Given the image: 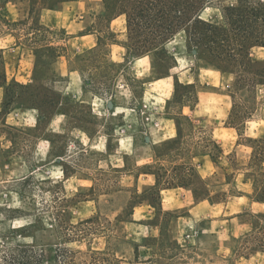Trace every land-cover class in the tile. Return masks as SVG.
Segmentation results:
<instances>
[{
	"label": "rangeland",
	"instance_id": "obj_1",
	"mask_svg": "<svg viewBox=\"0 0 264 264\" xmlns=\"http://www.w3.org/2000/svg\"><path fill=\"white\" fill-rule=\"evenodd\" d=\"M16 1L22 18L14 25L0 22V38H8V43L16 37L25 51L32 47L38 49L35 81L28 87L15 84L11 89L20 95L16 103L40 106L43 119L29 126L5 124L0 117V254L26 244H48L52 257L57 246L72 249L75 264H91L98 250L105 251L104 256L113 264H150L148 261L152 258L162 264H239L240 257L249 252L244 247L251 245L245 242V235L252 232L240 235L239 242L229 237L226 219L234 214V209L226 203L228 193L234 189L232 185L220 187L219 182L226 181L221 167L217 177L211 179L213 196L221 202L212 207L206 202V207H200L203 216L198 221L188 219L195 205L192 200L176 207L165 206L163 211L144 205L135 209L134 217L125 214L135 192L141 193L143 186L153 183V176L146 175L143 167L155 163L157 157L150 155L152 147L140 135L135 137V142L126 141L119 146L117 128L124 123V113L120 112L126 107L138 106L146 97L158 104L166 99L165 116L183 118L184 105L194 107L198 101V84L186 85L198 73L197 61L183 59L178 65L167 50L168 55L153 52L152 57L137 63L133 62L134 56L128 61L120 59V49L112 43L127 39L124 18L112 23L114 37L108 36L106 22L97 17L100 5L91 4L90 12L95 13L88 17L87 23L99 24L103 40L93 50L75 56L70 63L73 69L81 71L78 84L80 94L83 93L79 97L86 102L79 103L72 100L64 87L69 76L58 77L67 59L62 56H72L67 45L70 34L61 27L38 25L35 22L37 5L29 0ZM219 1L222 0H214L206 8L204 18L220 17ZM182 40L179 35L176 47ZM113 48L115 54H112ZM1 62L0 56V74L3 73ZM227 92L232 95L234 114L255 117V93H251L250 87L244 82L236 83L235 78ZM95 95L103 97L106 103L123 107L115 109L109 105L101 107L99 114L93 113L89 101ZM61 100L67 117H58L55 121L54 114ZM114 111L117 113L113 114ZM186 112L197 119L194 126L182 119V150L172 151L160 159L171 175L179 173L173 170L175 164L188 162L191 154H200L212 137V127L203 126L199 116L189 108ZM48 128L52 131H46ZM80 129L87 131L89 137ZM106 140L107 149H102V141ZM169 141L161 143L158 150L163 151V145ZM229 158L234 159L228 155L221 159L220 166L227 168ZM153 170L157 172V168ZM211 171L213 166L209 162L202 173L208 175ZM88 218L94 220L80 224ZM82 231H85L84 237L66 239L68 234ZM192 232L194 236L188 238ZM226 244L234 250H229Z\"/></svg>",
	"mask_w": 264,
	"mask_h": 264
},
{
	"label": "crops",
	"instance_id": "obj_2",
	"mask_svg": "<svg viewBox=\"0 0 264 264\" xmlns=\"http://www.w3.org/2000/svg\"><path fill=\"white\" fill-rule=\"evenodd\" d=\"M29 1L37 5L35 13L38 16V19L35 18V22L38 25H45L50 28L61 27L70 34V39H68L69 41L67 45L69 53L72 56H62L67 59L65 60V68H62L58 77L69 76L68 80L64 83L65 89L69 91V96L73 101L79 103L86 102L85 98L80 99L79 97L83 93L82 91L80 94L81 85L79 86L78 84V76L80 81L82 77L79 75L81 74V71L78 68L73 69L70 63H72L71 61L75 58V56L78 57L87 51L93 50L102 42L103 37L102 31L99 29V24L91 22L90 26V24L87 23V20L88 17L95 13L93 11L90 12L91 4L100 5L97 12V17L99 18V14L103 9V0ZM213 1L211 3H213ZM231 2H235V0H227V2L224 1V3ZM211 3H208L205 6L200 14V17L216 23H221L223 17L221 9L219 8L220 2L217 5V9L220 11V17L217 16L210 19L203 17V12L208 6H210ZM22 15V10L16 0H0V22L3 21L8 25H14L20 21ZM119 18H124L126 27V17L125 15H120L114 18L108 26H106L109 32H112V23ZM88 26L90 27L89 31L86 30V28L88 29ZM70 29L73 30L69 31ZM179 35L183 37V40L182 44L179 47H176L175 41ZM7 40L9 41L8 38H0L1 63L3 72L6 76L5 82L0 85V117H2V121L5 124L15 123L34 126L41 123L43 119V113L41 112L40 106H30L25 103H16V100L19 99L20 95L16 94V92H14L11 88L15 86V84L28 87L27 85L32 84L35 81L34 71L37 56L36 49L38 48L32 47L30 50L27 49V51H25L26 49H22L16 37H12V42L7 43ZM123 42L115 41L112 43V46L120 49L118 50V57L120 59L122 58V60L128 61L130 60V57L126 54V48L124 47ZM164 47L171 55H173V57H175L178 65H180L183 59L189 60L190 62L197 61L199 64L200 67L198 73L193 75L191 80L187 82L188 84H186H198L197 104L194 107L184 105L182 112L183 118L165 116L167 106L166 99H164L162 104H158L155 99L150 100L145 97L139 102L138 106L134 105L124 108V110L120 112L124 113V123L117 128V132L120 135L118 138L119 146H123L126 141L135 142V137L140 135L146 145L152 147L150 155L153 156V154H155V157H158L157 155L160 151L158 150V146L161 143L168 140L171 141L177 138L180 134H184V122H182V119L187 120L188 123L190 122L191 126H194L197 118H193L191 114L186 112V108H189L192 113H195L197 117L199 116L198 119L203 126L212 127V138L220 144L223 149V153L217 158V160H214V158L209 154H199L195 156L193 158V164L196 167V173L194 174L190 184L188 186L162 189L160 206L157 207V209L159 211H163V207L165 206L176 207L179 204H185L188 200H192L195 205L192 209H190V213H192V211L193 213L190 217H188V219L193 221L200 220L203 216L200 211V207H206V202L210 203L211 207L221 202L213 196L215 192L212 190L211 185V179L213 177V179L217 177V170L221 167L225 172L226 181L219 182V184H221L220 186L232 185L234 189L228 193L226 203L227 207H232L234 209V214L226 219L230 228L229 237L231 240L235 242L242 234L247 232H252L251 234H254L253 232L256 230H259V232L264 230V202L256 201L253 197L254 185L252 168L250 167L253 148L247 141V138H264V86L258 85L254 95V107L256 106V113H254L255 117H250L244 124H242V128L225 125L226 120H228L234 107L232 95L227 92V89L231 88L236 78L235 74L230 71H221L214 67L204 65L198 58L197 54L194 55L191 53V48L188 44L184 30L176 33L174 37L164 45ZM114 48L112 50V54H115ZM182 49L184 51L183 53L180 51ZM152 53L153 52L140 57H134L133 62L137 63L138 61H143L145 57L150 55V57H152ZM251 57L254 60H264V47H255L252 51ZM151 59L153 60V58ZM119 61L121 62V60ZM178 65L176 64L174 66ZM73 75H76V77L73 78ZM169 78V75H167L166 80ZM162 80L163 78L150 81V84ZM168 84L169 83H167V85ZM89 103L93 113L96 114H99L98 110L101 107L106 106L108 108L110 103H112V106L115 109L123 107H118L114 104V102L106 103L104 98L98 97V95H95ZM62 105L63 101L61 100L54 114L55 121L58 117H67L66 112L62 109ZM112 113L116 114L117 112L114 111ZM220 124L224 125L222 126ZM59 126H62V124ZM46 131L52 130L51 128H48ZM80 131L84 132L88 136L87 131L82 129H80ZM102 142V149H107V140ZM43 145L42 143L41 146L38 144L41 148ZM228 155H230V157L233 156L234 159L229 158V162H227V169L220 166V164L221 159L227 157ZM232 160L235 162V167L232 166ZM209 162L213 166V171H211L208 175H204L202 170L209 165ZM6 167L11 170L10 165H7ZM261 169L264 170V161L262 162ZM145 174L153 176V183L143 186L142 192L147 186L155 184L154 174ZM228 175L233 177L228 178ZM144 205L156 208L145 201L138 204L135 209ZM135 209L131 217L135 216ZM181 218L183 217L179 216V219ZM251 234H249V236ZM191 236H194L193 232L187 235L188 238ZM178 240L180 242V238H178ZM226 246L229 250H234L233 246H230V244H226ZM240 259L241 261L239 264H264V251L256 250L248 252L247 255H243Z\"/></svg>",
	"mask_w": 264,
	"mask_h": 264
},
{
	"label": "trees",
	"instance_id": "obj_3",
	"mask_svg": "<svg viewBox=\"0 0 264 264\" xmlns=\"http://www.w3.org/2000/svg\"><path fill=\"white\" fill-rule=\"evenodd\" d=\"M212 1L103 0V9L99 14V19L104 20L105 26H108L114 18L125 15L127 39L123 45L128 57H140L150 52L168 55L164 45L176 33L184 30L191 51H197L198 58L204 65L221 71L233 72L236 76V83L244 82L254 94L258 85L264 86V60H254L251 57L255 47H264V0H235L231 3L219 1L223 17L221 23L200 17L205 6ZM108 36L114 37V34L108 32ZM5 80L6 76L3 72L0 74V85ZM249 118L248 114H234L233 107L227 124L239 128ZM183 139L184 136L180 134L177 138L165 143L164 150L158 152L156 162L143 167L146 169L144 173L154 174L155 184L147 186L142 193L135 192L126 207V215L131 216L135 207L145 201L159 207L162 189L190 184L196 173L193 158L199 154H191L188 162L175 164L173 170L179 172L176 175H171L169 168L160 164L162 156L172 151L182 150ZM247 141L253 148L250 162L254 185L253 197L256 201L264 202V170L261 169L264 161V138H247ZM222 153L223 149L220 144L212 137L206 141L200 152V154H209L214 160H217ZM231 162L235 167V162L233 160ZM153 168H157V172ZM227 177L232 178L233 176L228 175ZM93 220L94 218H88L80 224L90 223ZM84 232L65 234L68 237L66 239L84 237ZM239 241L240 238L236 240V242ZM245 242L251 244L244 247L249 252L264 251V230L247 236ZM47 246L48 244H26L17 247L12 252H3L0 254V264H75V252L72 249L57 246L55 256L52 257L48 253L50 248ZM176 248L180 249L179 246ZM104 254H106L105 251L98 250L96 255H93L91 264H113ZM153 254L157 253L154 251ZM148 262L162 264L155 258Z\"/></svg>",
	"mask_w": 264,
	"mask_h": 264
},
{
	"label": "built area",
	"instance_id": "obj_4",
	"mask_svg": "<svg viewBox=\"0 0 264 264\" xmlns=\"http://www.w3.org/2000/svg\"><path fill=\"white\" fill-rule=\"evenodd\" d=\"M193 53H194V55H196L197 54V51L196 50H193Z\"/></svg>",
	"mask_w": 264,
	"mask_h": 264
},
{
	"label": "water",
	"instance_id": "obj_5",
	"mask_svg": "<svg viewBox=\"0 0 264 264\" xmlns=\"http://www.w3.org/2000/svg\"><path fill=\"white\" fill-rule=\"evenodd\" d=\"M110 106H112V103H110Z\"/></svg>",
	"mask_w": 264,
	"mask_h": 264
}]
</instances>
